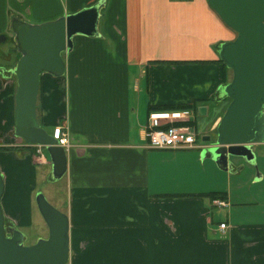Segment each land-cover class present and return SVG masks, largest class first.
<instances>
[{
	"label": "crops",
	"instance_id": "crops-1",
	"mask_svg": "<svg viewBox=\"0 0 264 264\" xmlns=\"http://www.w3.org/2000/svg\"><path fill=\"white\" fill-rule=\"evenodd\" d=\"M97 5L94 36L72 38L64 72L41 73L36 99L39 126L51 135L61 125L70 139L65 198L51 195L68 217L67 264H264V162L247 205L231 187L235 168L201 158L206 145L152 149L144 137L149 112L183 106L207 136L230 102L221 89L232 71L218 49L235 33L206 0H0L5 223L29 227L36 195L35 150L18 149L29 145L13 134L20 54L12 21L39 25Z\"/></svg>",
	"mask_w": 264,
	"mask_h": 264
},
{
	"label": "water",
	"instance_id": "water-1",
	"mask_svg": "<svg viewBox=\"0 0 264 264\" xmlns=\"http://www.w3.org/2000/svg\"><path fill=\"white\" fill-rule=\"evenodd\" d=\"M235 38L220 44V61L232 71V79L221 89L230 102L216 124L215 138L203 136L207 144L200 156L212 159L223 170L233 168L231 158L253 163L251 146L264 143V0H206ZM99 6L39 25L17 21L11 32L20 54L12 73L16 78L14 136L27 145L43 146L50 158L51 176L66 172L62 147L36 118V99L41 73L61 75L62 54L72 47L75 35L94 36ZM20 22V23H19ZM4 183L0 174V200ZM35 204L47 227V236L24 245V235L5 226L0 204V264H67L69 222L65 213L52 206L41 192ZM9 233V235H7Z\"/></svg>",
	"mask_w": 264,
	"mask_h": 264
},
{
	"label": "rangeland",
	"instance_id": "rangeland-1",
	"mask_svg": "<svg viewBox=\"0 0 264 264\" xmlns=\"http://www.w3.org/2000/svg\"><path fill=\"white\" fill-rule=\"evenodd\" d=\"M193 115V114H192ZM195 117L197 118V128H203L202 123L200 120V117L198 115V112H195ZM207 136L210 137L211 142L215 138V132L207 131L205 132ZM211 142H203L201 139H198V143L202 145H207ZM26 147V146H25ZM29 149V148H28ZM27 150V149H24ZM30 154H33V150L29 152ZM254 154V161L253 163H247L241 158H231L232 165L235 168V172H230L232 174V182L231 187L233 190L234 195L237 198V202H244V204L251 205L253 204V199L250 197L255 192L256 186L260 183L259 181L251 183L252 177L256 175V173H260L261 170L259 168V165L261 166L264 162V147L258 148L256 153ZM44 155L47 157V161H49V156L45 150ZM263 160H259V159ZM259 160V162L257 161ZM34 164H36V191L41 192L45 199L55 208H59V205H57L52 198L51 195L56 196L61 201L65 198V180L64 178L60 179H53L51 176V165H43L36 163V158L34 156ZM238 169V170H237ZM216 181L218 182L219 179L217 178ZM257 184V185H256ZM256 185V186H255ZM34 193V194H35ZM31 224L29 227H22L19 228V231L24 235V245H30L34 243L38 238H45L47 236V227L44 223L40 213L38 212V209L35 204V198H32L31 202Z\"/></svg>",
	"mask_w": 264,
	"mask_h": 264
},
{
	"label": "built area",
	"instance_id": "built-area-1",
	"mask_svg": "<svg viewBox=\"0 0 264 264\" xmlns=\"http://www.w3.org/2000/svg\"><path fill=\"white\" fill-rule=\"evenodd\" d=\"M51 137L56 141V145L63 149H68L70 139L65 127L57 125L52 129ZM144 137L147 147L152 149H190L200 148L198 139L201 135L192 124V111L182 110H160L151 111L147 117L144 129ZM35 150L36 163L46 162L43 153V146L29 145ZM217 206H225L223 201H215ZM224 222L218 225L220 231H224Z\"/></svg>",
	"mask_w": 264,
	"mask_h": 264
},
{
	"label": "trees",
	"instance_id": "trees-1",
	"mask_svg": "<svg viewBox=\"0 0 264 264\" xmlns=\"http://www.w3.org/2000/svg\"><path fill=\"white\" fill-rule=\"evenodd\" d=\"M180 108H186V107H176V109H180ZM28 148H33L31 146H26V147H19L18 149H28Z\"/></svg>",
	"mask_w": 264,
	"mask_h": 264
},
{
	"label": "flooded vegetation",
	"instance_id": "flooded-vegetation-1",
	"mask_svg": "<svg viewBox=\"0 0 264 264\" xmlns=\"http://www.w3.org/2000/svg\"><path fill=\"white\" fill-rule=\"evenodd\" d=\"M201 138H202V136L200 137V139H201ZM5 226H6V228H7V227H14V226L8 225V224H6V223H5ZM14 228H15V227H14ZM7 235H9V233H8Z\"/></svg>",
	"mask_w": 264,
	"mask_h": 264
}]
</instances>
